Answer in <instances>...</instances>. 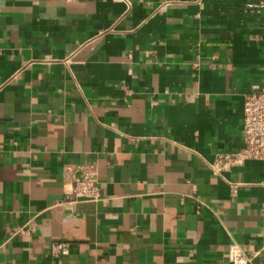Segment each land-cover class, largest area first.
Wrapping results in <instances>:
<instances>
[{
  "label": "crops",
  "instance_id": "crops-1",
  "mask_svg": "<svg viewBox=\"0 0 264 264\" xmlns=\"http://www.w3.org/2000/svg\"><path fill=\"white\" fill-rule=\"evenodd\" d=\"M261 89L264 0H0V264H264V159L213 170Z\"/></svg>",
  "mask_w": 264,
  "mask_h": 264
},
{
  "label": "built area",
  "instance_id": "built-area-1",
  "mask_svg": "<svg viewBox=\"0 0 264 264\" xmlns=\"http://www.w3.org/2000/svg\"><path fill=\"white\" fill-rule=\"evenodd\" d=\"M244 146L234 153H219L213 163L217 174L229 171L232 167L243 165L249 160L264 159V89L254 91L245 98L243 107ZM64 196L59 206L72 209L76 204L88 201H103L100 178L94 165H66L62 172ZM54 255H68L69 245L56 243L52 246ZM231 264H253L254 257L241 250H233L229 257Z\"/></svg>",
  "mask_w": 264,
  "mask_h": 264
}]
</instances>
